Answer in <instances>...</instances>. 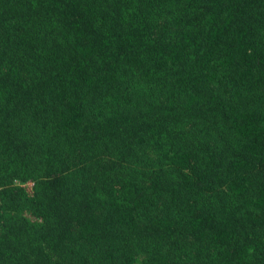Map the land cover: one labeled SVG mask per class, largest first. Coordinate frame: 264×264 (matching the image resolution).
Wrapping results in <instances>:
<instances>
[{"label":"trees","instance_id":"obj_1","mask_svg":"<svg viewBox=\"0 0 264 264\" xmlns=\"http://www.w3.org/2000/svg\"><path fill=\"white\" fill-rule=\"evenodd\" d=\"M0 264H264V0H0Z\"/></svg>","mask_w":264,"mask_h":264},{"label":"built area","instance_id":"obj_2","mask_svg":"<svg viewBox=\"0 0 264 264\" xmlns=\"http://www.w3.org/2000/svg\"><path fill=\"white\" fill-rule=\"evenodd\" d=\"M31 185V183H29V186Z\"/></svg>","mask_w":264,"mask_h":264}]
</instances>
